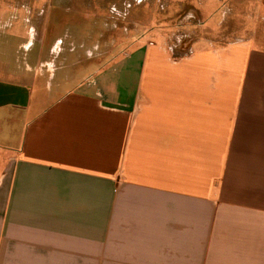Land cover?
<instances>
[{
  "label": "crops",
  "instance_id": "1",
  "mask_svg": "<svg viewBox=\"0 0 264 264\" xmlns=\"http://www.w3.org/2000/svg\"><path fill=\"white\" fill-rule=\"evenodd\" d=\"M5 13L0 264H264V49L162 32L74 75Z\"/></svg>",
  "mask_w": 264,
  "mask_h": 264
},
{
  "label": "rangeland",
  "instance_id": "2",
  "mask_svg": "<svg viewBox=\"0 0 264 264\" xmlns=\"http://www.w3.org/2000/svg\"><path fill=\"white\" fill-rule=\"evenodd\" d=\"M2 9L1 21L29 43L25 57L42 45L44 68L49 60L68 66L78 61L69 67L74 75L83 74L87 61L93 70L121 59L150 36L158 43L162 32L177 44L191 37L201 44L240 37L264 49V0H0Z\"/></svg>",
  "mask_w": 264,
  "mask_h": 264
}]
</instances>
